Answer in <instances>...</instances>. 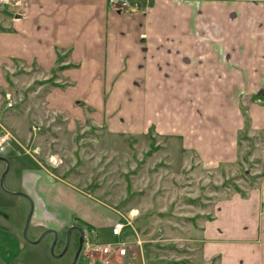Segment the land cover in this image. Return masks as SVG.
<instances>
[{
    "label": "rangeland",
    "instance_id": "obj_1",
    "mask_svg": "<svg viewBox=\"0 0 264 264\" xmlns=\"http://www.w3.org/2000/svg\"><path fill=\"white\" fill-rule=\"evenodd\" d=\"M151 2L128 0L125 7L108 4L107 9L119 15L145 12ZM11 11L0 7V30L13 29L7 18L20 9ZM58 45L64 47L59 52L61 59L57 60L55 53L49 68L42 67L38 57L31 62L18 52L0 59V122L10 132L9 144L0 150V190L11 191L7 180L24 158L119 217L133 211L137 215L135 226L147 229L143 247L146 264H218L214 258L206 262L202 245L195 240L191 244L190 238L204 217H214L219 201L240 194L239 190L248 195L264 178L258 175L264 172V81L255 92H247L248 96L230 98L229 125L226 127L222 119L223 131L216 130L222 112L218 107L210 110L196 94L156 97L146 103L136 88L139 80L135 79L137 84L127 81L129 73L116 87L118 82L112 81L109 71L115 65H110L108 46L101 52L102 66L93 70L95 58L86 55L83 70L61 75L63 69L57 66L68 62L69 53L73 59L80 56L75 54L78 44L67 41ZM0 47L39 52L38 44L21 41L0 43ZM54 82L67 83L66 89L61 88L66 92ZM168 109L172 112L170 121ZM179 115L186 122H181ZM246 116L249 127L239 131ZM155 120L170 123V130L162 133ZM198 126L218 135L228 132L226 129L237 132L239 145L238 150L233 145L232 159L204 161L205 150L197 148L200 144L185 145L187 140L197 142ZM193 131L195 135L190 136ZM213 153L216 155V150ZM24 204L0 199V264H103L82 253L75 259L74 234L68 240L71 227L59 231L61 240L56 244L51 234L35 241L29 222L33 207ZM97 232L98 241L111 242L107 241V229ZM131 263L141 264L140 255H134Z\"/></svg>",
    "mask_w": 264,
    "mask_h": 264
},
{
    "label": "crops",
    "instance_id": "obj_2",
    "mask_svg": "<svg viewBox=\"0 0 264 264\" xmlns=\"http://www.w3.org/2000/svg\"><path fill=\"white\" fill-rule=\"evenodd\" d=\"M107 7L108 0H23L20 11L12 19L7 18L13 29L0 30V43L38 44L39 52L0 47V59L18 52L26 59L31 58V62L38 57L41 66L49 68L55 61L56 49L64 50L58 44L72 41L78 44L75 54L80 57L73 59L69 53L70 59L67 57L66 61L76 65L60 71L67 76L72 70L84 69L86 55L95 58L93 70L102 66L101 52L108 46L110 65H115L109 71L112 81L118 82L116 87L129 73L127 81L137 84L139 80L136 88L146 103L156 97L196 94L204 98L210 110L218 107L222 112L216 127L222 131V119L226 127L229 125L230 98L248 96L247 92H255L263 85L264 0H152L145 12L124 15ZM69 49L72 51V46ZM57 87L61 91L66 89ZM235 106L232 102L231 107ZM166 112L170 121L171 109ZM178 119L186 122L180 115ZM155 123L162 133L170 130V123L157 120ZM200 127L197 142L187 140L185 145L200 144L197 148L206 151L204 161L232 159L234 147L238 150L237 132L226 129L229 133L218 135ZM7 184L11 191L0 190V199L32 204L29 222L37 242L46 234L54 238L56 231V244L61 240L59 231L67 227L79 231L81 225H90L98 231L107 229L110 235L107 241H127L126 252L102 256L81 250L79 255L100 259L103 264H132V257L138 254L141 264H146L143 247L147 229L135 226L137 215L133 211L125 213L127 216L123 214L126 218L119 217L75 187L53 180L24 158L15 166ZM119 220L125 226L120 235H114L111 228ZM45 229L51 231L39 240ZM194 231L191 244L199 241L206 262L214 258L218 264H264V178L248 195L233 193L219 201L214 217H204ZM194 251L201 255L198 249Z\"/></svg>",
    "mask_w": 264,
    "mask_h": 264
},
{
    "label": "built area",
    "instance_id": "obj_3",
    "mask_svg": "<svg viewBox=\"0 0 264 264\" xmlns=\"http://www.w3.org/2000/svg\"><path fill=\"white\" fill-rule=\"evenodd\" d=\"M23 3V0H0L1 7H7L13 10L19 8ZM108 4L111 7H125L127 6L128 0H108ZM10 141V132L5 128V126L0 122V150H4L6 145ZM52 161L54 163L58 162V159L53 157ZM125 222L122 220L116 221L111 228V232L114 235H120ZM97 228L90 225H85L81 230V240H82V250L87 253H100L102 255H110L116 253L123 255L126 252L127 241H111V242H100L97 240Z\"/></svg>",
    "mask_w": 264,
    "mask_h": 264
},
{
    "label": "trees",
    "instance_id": "obj_4",
    "mask_svg": "<svg viewBox=\"0 0 264 264\" xmlns=\"http://www.w3.org/2000/svg\"><path fill=\"white\" fill-rule=\"evenodd\" d=\"M58 52V57H57V60H60L61 59V57H59V52L61 51L60 49H58L57 50ZM76 65V63L75 62H63V63H60L58 66H57V68L59 69V70H61V69H64V68H68V67H71V66H75ZM67 83H59V82H54V85L55 86H61V87H64L65 85H66ZM246 127H249V120H248V118H247V116L245 117V119H244V125H243V127L239 130V131H241L242 129H244V128H246ZM245 130V129H244ZM239 135V134H238ZM238 145H239V138H238ZM253 150V149H252ZM252 150H249L248 151V153H250ZM259 175V177H261V176H264V172H261L260 174H258ZM241 189V188H240ZM239 192H240V194L242 195V196H246V191L245 190H239ZM207 218H211V216H207Z\"/></svg>",
    "mask_w": 264,
    "mask_h": 264
},
{
    "label": "flooded vegetation",
    "instance_id": "obj_5",
    "mask_svg": "<svg viewBox=\"0 0 264 264\" xmlns=\"http://www.w3.org/2000/svg\"><path fill=\"white\" fill-rule=\"evenodd\" d=\"M262 91V90H261ZM259 92H260V90H259ZM258 91L256 92V95H259L258 93H259ZM244 120V119H243ZM243 125H244V121H243ZM241 128V127H240ZM263 159V158H262ZM264 161V160H263ZM79 231L76 229V228H71V232H70V237L69 238H71V235L72 234H74V236H75V241H76V248L78 249L79 248V246L81 245V250H82V238H81V230H82V226H80L79 227Z\"/></svg>",
    "mask_w": 264,
    "mask_h": 264
},
{
    "label": "water",
    "instance_id": "obj_6",
    "mask_svg": "<svg viewBox=\"0 0 264 264\" xmlns=\"http://www.w3.org/2000/svg\"><path fill=\"white\" fill-rule=\"evenodd\" d=\"M17 17H18V14H17ZM50 231H51V230H46V231L40 236L39 240H40V239H41V238H42L47 232H50ZM26 232H27V228H26L25 231H24V236H25V237L27 236ZM53 232L55 233V241H56L57 234H56V231H53ZM68 240H69V237H68ZM36 241H38V240H36ZM80 251H81V245H80L79 248L77 249V254H76L75 259L78 258V255H79ZM51 252H52V253L54 252V245H52V247H51Z\"/></svg>",
    "mask_w": 264,
    "mask_h": 264
}]
</instances>
